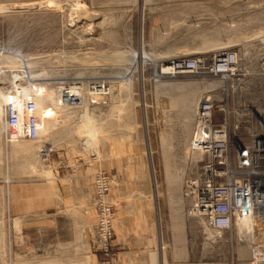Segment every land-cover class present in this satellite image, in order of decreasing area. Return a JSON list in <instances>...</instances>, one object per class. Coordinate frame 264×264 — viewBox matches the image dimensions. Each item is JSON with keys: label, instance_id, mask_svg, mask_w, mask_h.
<instances>
[{"label": "rangeland", "instance_id": "rangeland-1", "mask_svg": "<svg viewBox=\"0 0 264 264\" xmlns=\"http://www.w3.org/2000/svg\"><path fill=\"white\" fill-rule=\"evenodd\" d=\"M226 49L244 55L249 72L243 83L238 78L230 83L231 107L239 99H263L264 0H0V92L5 98L30 91L20 114H49L51 123L39 143L15 144L6 117L12 104L4 106L2 115V103L0 210L14 207L19 182L40 179L56 165L64 172L70 162L99 158L104 169L93 178L89 257L84 262L94 264L95 256V264H113L119 238L142 242L153 236L164 240L168 264L248 262L245 234L238 228L218 232L191 216L192 199L186 194L204 160L190 149L197 105L209 91L225 98L223 85L162 72L170 61L210 57ZM59 82L81 88L84 104L79 109L54 110L49 102L39 108L38 94L53 91L58 99ZM98 85L105 86L104 92L93 90ZM44 145L54 150L49 163L39 158ZM119 155L132 156L136 176L141 180L145 173L146 184H119L111 172ZM102 173L110 178L103 199L96 184ZM103 208L111 219L108 251L100 242ZM6 219L11 231L16 219ZM151 226L154 231L146 232ZM17 235L9 232L5 239L4 262L30 264L38 244L18 243Z\"/></svg>", "mask_w": 264, "mask_h": 264}, {"label": "built area", "instance_id": "built-area-1", "mask_svg": "<svg viewBox=\"0 0 264 264\" xmlns=\"http://www.w3.org/2000/svg\"><path fill=\"white\" fill-rule=\"evenodd\" d=\"M165 69L163 75L171 78H211L223 85L225 98L218 99L217 90L209 91L203 94L196 108L190 149L204 160L199 177L189 181L186 188L187 196L192 199L189 214L218 232L232 231L238 228L240 220L251 219L255 229L248 241L250 259L242 264H264V98L257 95L253 100L239 99L236 107H231L228 94L230 83L234 84L238 78L241 84L242 79L249 77L245 56L226 49L210 57L173 60L162 72ZM56 85L59 102L67 110L79 109L84 104L81 88L66 82ZM231 88L237 92V86ZM93 90L104 92L105 86L98 85ZM10 109L11 114L6 112V117L10 120L7 128L11 141L39 143L42 117L34 111L23 116L13 105ZM53 152L44 145L39 158L49 163ZM109 181L105 173L96 178L101 199ZM101 215L100 242L108 251L110 213L103 208Z\"/></svg>", "mask_w": 264, "mask_h": 264}, {"label": "crops", "instance_id": "crops-1", "mask_svg": "<svg viewBox=\"0 0 264 264\" xmlns=\"http://www.w3.org/2000/svg\"><path fill=\"white\" fill-rule=\"evenodd\" d=\"M190 128L193 135L194 124ZM135 164L132 156L126 158V155H119L111 171L118 175L119 184L147 183L145 173L138 180ZM69 165L68 171L60 172L56 165L40 179L17 184L12 199L14 207L10 211L0 210V264H7L4 255L9 232L18 234V243L26 240L38 244L32 259L28 260H31L30 264H87L84 261L89 257L88 228L92 223L93 178L104 168L99 158L91 163L76 160ZM9 217L16 219L11 231L5 224L8 219L4 220ZM75 217L80 219L75 220ZM30 218H34L32 225L27 224ZM153 228L151 226L145 231L151 232ZM130 229L129 232H135ZM25 233H32V236H25ZM115 249L118 257L113 264H168L164 240L159 241L154 236L142 242L119 238ZM42 251L43 255L40 254ZM96 259L92 256V263L95 264Z\"/></svg>", "mask_w": 264, "mask_h": 264}, {"label": "bare ground", "instance_id": "bare-ground-1", "mask_svg": "<svg viewBox=\"0 0 264 264\" xmlns=\"http://www.w3.org/2000/svg\"><path fill=\"white\" fill-rule=\"evenodd\" d=\"M32 90V89H31ZM30 91H23V93L17 95V96H5L4 98V94H2L0 92V107L2 106V103H3V113L2 115H4V106H7V105H10L12 104L15 111L17 112H21L22 113V110H23V105H24V102H25V96L29 94ZM4 93V92H3ZM41 93V92H40ZM44 94V93H43ZM4 99V100H3ZM44 102H49L52 104L54 110L55 109H59V108H62L61 106V103L59 102V100L57 99L56 95L54 94L53 91H51L48 95H40L38 94L37 95V103H38V106L39 108L43 109V104ZM39 109V110H40ZM46 113V112H45ZM44 114V112H43ZM0 118H1V114H0ZM50 115L47 114L44 116H42V128H41V136L42 138H44L48 133H49V130H50V127H51V123H50ZM2 130H4V126H3V129L1 127L0 129V134L2 133ZM89 139H87V144L89 143ZM15 144H19L20 141H14ZM17 147H19V145H16ZM21 148V147H19ZM23 153V152H22ZM238 229H239V232H242L245 234V236L248 238V240H251L252 237H253V231L255 229V223H253V221L251 219H242L238 222Z\"/></svg>", "mask_w": 264, "mask_h": 264}]
</instances>
